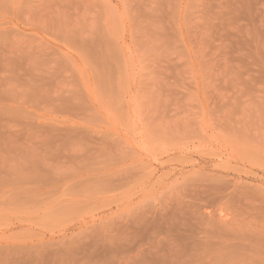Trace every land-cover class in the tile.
I'll use <instances>...</instances> for the list:
<instances>
[{
	"label": "rangeland",
	"instance_id": "rangeland-1",
	"mask_svg": "<svg viewBox=\"0 0 264 264\" xmlns=\"http://www.w3.org/2000/svg\"><path fill=\"white\" fill-rule=\"evenodd\" d=\"M262 160L264 0H0V264H264Z\"/></svg>",
	"mask_w": 264,
	"mask_h": 264
},
{
	"label": "bare ground",
	"instance_id": "bare-ground-1",
	"mask_svg": "<svg viewBox=\"0 0 264 264\" xmlns=\"http://www.w3.org/2000/svg\"><path fill=\"white\" fill-rule=\"evenodd\" d=\"M236 147H238V146H236ZM241 147H242V146H241ZM233 148H234V147H233ZM242 148H243V147H242ZM245 148H246V147H245ZM240 149H241V148H240ZM248 149L251 151L250 148H248ZM248 149H247V151H248ZM242 150L244 151V148H243ZM240 151H241V150H240ZM247 151H245V152L247 153ZM238 152H239V151H238ZM243 154H244V153H243ZM248 154L250 155V152H248ZM248 154H245L244 156L242 155L243 158L248 159L247 157H245V156H249ZM251 154H252V152H251ZM240 155H241V154H240ZM257 155H259V154H257ZM242 156H240V157H242ZM260 156H261V155H260ZM260 156H259V157H260ZM240 157H239V158H240ZM249 157H251V156H249ZM252 157H253V156H252ZM252 157H251V158H252ZM243 158H242V160H243ZM254 158L257 159L256 154H255V157H254ZM261 158H262V157L258 158L257 160H259V159H261ZM262 159H263V158H262ZM102 160H103V159H102ZM102 160H101V161H102ZM104 160H105V159H104ZM104 160H103V162H104ZM242 160H241V161H242ZM252 160H253V159H252ZM106 161H108V159H107ZM171 161H172V160H171ZM174 161H176V160H174ZM103 162H102V165L105 164V166H106V168H107L109 165L107 166V165H106V162H105V163H103ZM261 162L263 163L264 161L262 160ZM261 162L259 161V163H261ZM107 163H108V162H107ZM116 163H117V162H116ZM116 163H115V164H116ZM259 163H258V165H260ZM113 165H114V163L112 164V168H113ZM255 165H256V164H253V166H255ZM258 165H257V166H258ZM261 165H263V164H261ZM261 165H260V166H261ZM103 166H104V165H103ZM105 166H104V168H105ZM110 166H111V164H110ZM257 166H256V167H257ZM263 166H264V165H263ZM114 167H115V166H114ZM98 168H99V167H98ZM98 168H97V169H98ZM102 168H103V167H102ZM102 168H100V170H101ZM121 168L123 169V167H121ZM137 168H138V167H137ZM137 168H135L136 171H137V170H141V169H139L140 167H139L138 169H137ZM142 168H143V167H142ZM263 168H264V167H263ZM90 169L92 170L91 167H90ZM93 169H94V168H93ZM97 169H96V170H97ZM129 169H130V168H129ZM129 169H128V170H129ZM132 169H133V168H132ZM98 170H99V169H98ZM128 170H127V168H126V172H127ZM133 170H134V169H133ZM133 170H132V171H133ZM142 170H143V169H142ZM142 170H141V171H142ZM145 170H146V169H145ZM237 170H238V169H237ZM132 171H130V172H132ZM247 171H248V170H247ZM116 172H118V171H116ZM116 172H115V173H116ZM119 172H120V171H119ZM121 172H122V171H121ZM124 172H125V171H124ZM245 172H246V171H245ZM36 173H37V172H36ZM136 173H137V172H136ZM140 173H142V172H140ZM144 173H145V172H144ZM107 174H108V173H107ZM107 174H106V176H107ZM110 174H111V173H110ZM121 174H123V172H122ZM147 174H148V173H147ZM34 175H35V173H34ZM34 175H33V176H34ZM65 175H66V174H65ZM97 175H98V174H97ZM112 175H113V174H112ZM115 175H116V174H115ZM117 175H118V174H117ZM117 175H116V176H117ZM59 176H60V175H59ZM69 176H71V174H70ZM89 176H90V175H89ZM89 176H88V177H89ZM94 176H95V175H93V177H94ZM106 176H105V174H104L103 177L105 178ZM116 176H115V177H116ZM135 176L137 177L138 175H135ZM135 176H134V174H133V177H134V178H135ZM144 176H146V175L144 174ZM28 177H30V175H29ZM28 177H27V178H28ZM100 177H102V176H100ZM107 177H108V176H107ZM110 177H112V176H110ZM110 177H109V178H110ZM115 177H114V178H115ZM118 177H119V175H118ZM131 177H132V176H131ZM258 177H259V176H258ZM31 178H32V177H31ZM31 178H30V179H31ZM47 178H48V177H47ZM66 178H67V177H66ZM73 178H74V177H73ZM95 178H96V177H95ZM98 178H99V177H98ZM104 178H103V179H104ZM143 178H144V177L142 176V180H143ZM25 179H26V178H25ZM33 179H34V177H33ZM35 179H36V178H35ZM35 179H34V180H35ZM40 179H41V178H40ZM40 179H39V180H40ZM51 179H52V178H51ZM54 179H55V178H53V180H54ZM64 179H65V178H64ZM103 179L100 178L99 182H101V180H103ZM106 179H108V178H106ZM112 179H113V177H112ZM120 179H121V177H120ZM127 179H128V178H127ZM132 179H133V178H132ZM132 179H131V181L134 180V179H133V180H132ZM137 179H138V178H137ZM144 179H145V178H144ZM42 180H43V179H42ZM46 180H47V179H46ZM53 180H52V181H53ZM55 180H56V179H55ZM69 180H70V179H69ZM73 180H74V179H73ZM84 180H85V179H84ZM84 180H83V182H85V183L87 182V184H90V183H88V179H87V181H84ZM92 180H94V178H93ZM118 180H119V179H118ZM118 180H117V181H118ZM124 180H126V179H124ZM128 180H129V179H128ZM128 180H127V181H128ZM135 180H136V178H135ZM29 181H30V180H29ZM29 181H28V182H29ZM43 181H45V180H43ZM94 181H95V180H94ZM94 181H92V182H94ZM108 181H110V180H108ZM111 181H112V180H111ZM121 181H122V180H121ZM129 181H130V180H129ZM18 182H19V181H18ZM21 182H22V181H21ZM39 182H40V181H39ZM54 182H55V181H54ZM59 182H60V181H59ZM59 182H58V185H59ZM97 182H98V181H97V179H96V183H97ZM103 182H104V180H103ZM118 182H119V181H118ZM139 182H140V181H139ZM230 182H231V181H230ZM23 183H24V182H23ZM30 183H31V182H30ZM46 183H47V181H46L44 184H46ZM69 183H70V182H69ZM74 183H76V182L74 181ZM79 183H80V184H83V183H82V180H80ZM101 183H102V182H101ZM105 183H106V181H105ZM114 183H115V182H114ZM121 183H122V182H121ZM121 183H120V184H121ZM16 184H17V183H16ZM37 184L40 185V183H37ZM37 184H36V186H35V189H37V188H36V187L38 186ZM44 184H43V185H44ZM49 184H50L49 186H51V185L53 184V182H52V184H51V181H50ZM55 184H56V183H55ZM87 184H86V185H87ZM98 184H100V183H98ZM120 184H119V186H120ZM126 184H127V183H126ZM30 185H31V184H30ZM47 185H48V183H47ZM62 185H63V184H62ZM67 185H68V184H67ZM75 185H76V184H75ZM75 185H73V186L70 185L71 188L73 189V190H71V191H74V188H73V187H74ZM86 185H85V186H86ZM103 185H105V184L103 183ZM103 185H102V186H103ZM107 185H108V187H109L111 184H110V185L107 184ZM122 185L125 186L124 184H122ZM226 185H227V184H226ZM235 185H236V184H235ZM13 186H14V185H13ZM13 186H12V189L15 190L16 187H13ZM18 186H19V185H18ZM25 186H26V185H25ZM91 186H92V185L90 184V187H91ZM96 186L99 187L98 185H95V188H96ZM105 186H106V185H105ZM105 186H103V188H104ZM218 186H219V185H218ZM218 186H217V188H218ZM230 186H232V185H230ZM236 186H237V185H236ZM41 187H44V186L41 185V186L38 187V188H41ZM45 187H47V186H45ZM68 187H69V186H68ZM78 187H79V190H78V191H81V190H82V189L80 190L81 185H80V186L78 185ZM88 187H89V186H88ZM108 187H106V188H108ZM112 187H113V186H112ZM120 187H121V186H120ZM120 187H119V188H120ZM201 187H202V186H201ZM203 187H204V185H203ZM225 187H226V186H225ZM17 188H18V187H17ZM19 188H20V190H21V187H19ZM22 188H23V185H22ZM24 188H25V187H24ZM69 188H70V187H69ZM69 188H68V189H69ZM71 188H70V189H71ZM100 188H101V189H100ZM100 188H99L97 191H99V190H103V188L101 187V184H100ZM106 188H105V189H106ZM109 188L111 189V187H109ZM109 188H108V189H109ZM116 188H117V187H116ZM234 188H235V186H234ZM256 188H258V187H256ZM12 189H11V191H12ZM70 189H69V190H70ZM75 189H76V188H75ZM91 189H92V188H91ZM263 189H264V188H263ZM14 190H13V191H14ZM18 190H19V189H18ZM18 190H17V192H18ZM53 190H54V192H55V189H53ZM53 190H52V192H53ZM57 190H59V188H58ZM57 190H56V191H57ZM65 190H66V189H65ZM87 190H88V188H87ZM141 190H142V189H141ZM222 190H223V189H222ZM224 190H225V189H224ZM230 190H231V189H230ZM234 190H236V189H234ZM254 190H255V188H254ZM254 190H253V191H254ZM259 190H260V189H259ZM9 191H10V190H9ZM23 191H25V189H24ZM23 191H22V192L19 191V192H21V194H23ZM84 191H86V190H84ZM94 191H95V189H94V185H93V192H94ZM103 191H105V190H103ZM112 191H113V190H112ZM119 191H120V189H119ZM216 191H217V190H216ZM227 191H229V190H227ZM7 192H8V191H7ZM7 192H5V193H7ZM19 192H18V193H19ZM26 192H28V191H25V193H26ZM69 192H70V191H69ZM113 192H114V191H113ZM137 192H138V191H137ZM140 192H141V191H140ZM213 192H214V191H213ZM239 192L241 193V191H239ZM242 192H243V191H242ZM245 192H246V191H245ZM245 192H244V193H245ZM248 192H249V191H248ZM257 192H258V191H257ZM260 192H262V191L260 190ZM260 192H259L258 194H260ZM12 193H13V192H12ZM15 193H16V192H15ZM18 193L15 194V195L13 194V195H14L15 197H16V195H17V197H18ZM35 193H36V192H35ZM55 193L58 194L59 192H55ZM55 193H53V194H55ZM82 193L84 194V192L81 191V194H80V195H82ZM86 193H87V192H86ZM97 193H98V192H97ZM99 193H102V192H99ZM115 193H116V192H115ZM221 193L224 194L223 192H221ZM250 193H252V192H250ZM7 194H8V193H7ZM10 194H11V192H10ZM21 194L19 193L20 196H21ZM47 194H48V192H47ZM61 194H63V193H61ZM65 194H66V193H65ZM75 194H76V193H75V191H74V195H75ZM87 194H88V193H87ZM113 194H114V193H113ZM134 194H135V193H134ZM218 194L220 195V193H217V195H218ZM235 194H237V190H236V193H235ZM248 194H249V193H248ZM248 194H246L245 196H247ZM252 194H253V193H252ZM255 194H256V193H254L253 195H255ZM4 195H5V194H4ZM13 195L10 196V198L13 197L12 199H14V196H13ZM29 195H30V193H29ZM35 195H36V194H35ZM39 195H41V193H40V194L38 193V196H39ZM42 195H43V193H42ZM42 195H41V196H42ZM44 195H46V192H45ZM48 195H50V193H49ZM59 195H60V194H59ZM66 195H68V194H66ZM71 195H73V193L70 194L69 196H71ZM76 195L80 196L79 193H77ZM76 195H75V196H76ZM95 195H96V194H95ZM95 195H94V196H95ZM102 195H103V194H102ZM105 195H106V194H105ZM107 195H108V194H107ZM107 195H106V196H107ZM135 195H136V194H135ZM213 195H214V194H213ZM241 195H243V197H244V194H243V193H241ZM241 195H240V197H241ZM256 195H257V194H256ZM27 196H28V195H27ZM27 196H26V197H27ZM54 196H55V195H54ZM78 196H77V197H78ZM100 196H101V195H100ZM133 196H134V195H133ZM230 196L232 197V195H230ZM237 196H239V194H238ZM249 196H250V195H249ZM259 196H260V195H258V197H259ZM261 196H262V195H261ZM0 197H1V196H0ZM56 197L58 198L59 196H56ZM67 197H68V196H67ZM83 197H84V196H83ZM120 197H121V196H120ZM209 197H210V196H209ZM211 197H212V195H211ZM215 197H217V196H215ZM225 197H226V196H225ZM247 197H248V196H247ZM2 198H3V197H2ZM7 198H8V197H6V198H4V199H7ZM10 198H8V199H10ZM21 198H22V196H21L20 198H15V199H21ZM24 198H25V197H24ZM30 198H31V195H30ZM30 198H29V199H30ZM45 198H47V197H45ZM48 198H49V196H48ZM50 198H51V197H50ZM50 198H49V200H50ZM69 198H70V197H69ZM85 198H86V197H85ZM99 198H100V197H99ZM122 198H123V197H122ZM227 198H228V197H227ZM232 198H233V197H232ZM245 198H246V197H245ZM245 198H244V199H245ZM250 198H251V197H250ZM261 198H262V197H261ZM12 199H11V201H12ZM33 199H34V198H33ZM35 199H36V197H35ZM38 199H39V198H38ZM53 199H54V198H53ZM59 199H60V198H59ZM59 199H58V201H60ZM94 199H95V198H94ZM111 199H113V198H111ZM120 199H121V198H120ZM211 199H212V198H211ZM223 199L226 200V198H224V197H223ZM223 199H222V200H223ZM228 199H229V198H228ZM233 199H234V198H233ZM233 199L231 200V198H230L231 202L235 200V199H234V200H233ZM239 199H241V198H239ZM239 199L237 198V200H239ZM255 199H257V198H255ZM255 199H254V200H255ZM263 199H264V197H263ZM21 200H22V202H23V198H22ZM26 200H27V199H25V201H26ZM41 200H43V197L41 198ZM47 200H48V199H47ZM99 200H100V199H99ZM121 200H122V199H121ZM248 200H249V199H248ZM254 200H253V201H254ZM259 200H260V199H259ZM15 201H17V200H15ZM29 201L31 202L32 200H29ZM62 201H63V200H62ZM90 201H91V200H90ZM100 201H101V200H100ZM118 201H119V199H118ZM118 201L115 200V203H117ZM215 201H216V200H215ZM240 201H241V200H240ZM253 201H252V202H253ZM262 201H263V200H262ZM1 202H2V201H1ZM5 202H6V200H5ZM7 202H10V200L7 201ZM12 202L15 203L14 201H12ZM30 202H29V203H30ZM32 202H33V201H32ZM36 202H37V200H36ZM36 202H35V203H36ZM39 202H40V199H39ZM42 202H43V201H42ZM46 202H48V201H46ZM72 202H73V200H72ZM112 202H113V201H112ZM112 202H111V203H112ZM120 202H121V201H120ZM216 202H217V201H216ZM226 202H228V201H226ZM241 202H242V201H241ZM244 202H245V201H244ZM244 202H243V203H244ZM257 202H258V201H257ZM13 203H10V204L8 203V206H11ZM26 203H28V202H26ZM29 203H28V204H29ZM35 203H34V205L36 206V204H37L38 202H37L36 204H35ZM54 203H55V202H54ZM58 203H59V202H58ZM63 203H65V202H63ZM66 203H68V202H66ZM83 203H84V202H83ZM94 203H95V202H94ZM109 203H110V201H109ZM115 203H114V204H115ZM217 203H218V202H217ZM224 203H225V202H224ZM233 203H235V202H233ZM247 203H248V202H247ZM255 203H256V202H255ZM2 204H4V200H3ZM2 204H1V205H2ZM5 204H6V203H5ZM19 204H20V202H19ZM19 204H18V205H19ZM21 204H22V203H21ZM21 204H20V205H21ZM23 204L25 205V203H23ZM60 204H61V201H60ZM87 204H88V203H87ZM240 204H241V203H240ZM13 205H16V203L13 204ZM18 205H17V206H18ZM34 205H33V206H34ZM65 205H66V204H65ZM103 205H104V204H103ZM107 205H108V203H107ZM107 205H106V207H107ZM218 205L220 206V204H218ZM261 205H262V204H261ZM3 206H4V205H3ZM3 206H2V207H3ZM21 206H22V205H21ZM56 206H57V205H56ZM56 206H54V209H55ZM62 206H64V205H62ZM73 206H74V204H73ZM81 206H82V205H81ZM90 206H92V205H90ZM101 206H102V205H101ZM101 206H100V207H101ZM235 206H236V204H235ZM245 206H246V205H245ZM250 206H251V205H250ZM253 206H254V205H253ZM263 206H264V205H263ZM4 207H5V206H4ZM26 207H27V206H26ZM59 207H60V206H59ZM68 207H69V206H68ZM79 207H80V206H79ZM83 207H84V206H83ZM94 207H96V206H94ZM97 207H99V206H97ZM100 207H99V208H100ZM106 207H104V208H106ZM228 207H229V206H228ZM232 207H233V206H232ZM254 207H255V206H254ZM256 207H257V205H256ZM260 207H262V206H260ZM260 207H259V208H260ZM0 208H1V206H0ZM5 208H7V207H5ZM14 208H15V207H14ZM19 208H20V206H19ZM19 208H17V210H18ZM31 208H32V207H31ZM31 208H28V209H31ZM36 208H37V207H36ZM39 208H40V206H39ZM39 208H38V209H39ZM48 208H49V207H48ZM51 208H52V207H51ZM62 208H63V207H62ZM65 208H66V207H65ZM70 208H71V207H70ZM73 208H74V207H73ZM89 208H90V207H89ZM92 208H93V207H92ZM217 208H218V207H217ZM217 208H216V210H217ZM234 208H235V207H234ZM238 208H239V210H240V208H242V207H239V206H238ZM247 208H248V207H247ZM262 208H263V207H262ZM1 209H3V208H1ZM9 209H10V208L8 207V210H9ZM21 209H22V208H21ZM21 209H19V210H21ZM33 209H34V208H33ZM84 209H85V208H84ZM97 209H98V208H97ZM232 209H233V208H232ZM235 209H236V208H235ZM245 209H246V208H245ZM257 209H258V208H257ZM15 210H16V209H15ZM23 210H24V209H23ZM211 210H212V209H211ZM213 210H214V209H213ZM233 210H234V209H233ZM243 210H244V209H243ZM254 210H255V209H254ZM259 210H260V209H259ZM37 211H38V210H37ZM48 211H50V210H48ZM48 211L45 212L46 214H45V213L42 214V215H45V216H43V217L46 218L47 214H48V216L52 217L51 215H53V213H54L55 215H58V214H56L57 211H56V212L53 211V213H52L51 215H49L51 212L48 213ZM63 211H64V209H63ZM66 211H68V209H67ZM66 211H65V212H66ZM69 211L71 212V210H69ZM75 211H76V210H75ZM78 211H79V210H78ZM244 211H245V210H244ZM23 212H25V211H23ZM30 212H31V210H30ZM58 212H60L59 209H58ZM70 212H69V213H70ZM73 212H74V211H73ZM81 212H83V211H81ZM215 212H216V211H215ZM231 212H232V211H231ZM241 212H242V209H241ZM245 212H246V211H245ZM4 213H5V212H4ZM27 213H28V212H27ZM71 213H72V212H71ZM76 213H77V212H76ZM213 213H214V212H213ZM216 213H217V212H216ZM251 213L253 214V212H251ZM256 213H258V212H256ZM2 214H3V213H2ZM15 214H16V212H15ZM17 214H18V213H17ZM59 214H60V213H59ZM73 214H75V213H73ZM204 214H206V213H204ZM207 214H209V213H207ZM248 214H249V213H248ZM262 214H264V212H263ZM18 215H19V214H18ZM20 215H21V214H20ZM22 215H23V214H22ZM26 215H27V214H26ZM29 215H30V214H29ZM31 215H32V214H31ZM63 215H64V213H63ZM65 215H66V214H65ZM75 215H77V214H75ZM78 215H79V214H78ZM209 215H210V214H209ZM254 215H256V214L254 213ZM16 216H17V215H16ZM48 216H47V218H48ZM61 216H62V213H61V215H59V216H55V218H56V217H61ZM67 216H68V212H67ZM207 216H208V215H207ZM210 216H211V215H210ZM213 216H214V215H213ZM222 216H223V215H222ZM250 216H251V215H250ZM256 216H258V215H256ZM256 216H255V217H256ZM260 216H261V213H260ZM9 217H10V216H9ZM38 217H39V216H38ZM38 217H37V218H38ZM63 217H64V216H63ZM211 217H212V216H211ZM214 217H217V216H214ZM252 217H254V216H252ZM2 218H3V217H2ZM16 218H17V217H16ZM35 218H36V217H35ZM40 218H42V216L39 217V219H40ZM45 218H43V219H45ZM47 218H46V219H47ZM55 218L53 217V219H55ZM153 218H154V217H153ZM256 218H257V217H256ZM258 218H259V217H258ZM263 218H264V217H263ZM263 218H262L261 220H263ZM0 219H1V218H0ZM5 219H6V218H5ZM14 219H15V218H14ZM53 219H52V220H53ZM65 219H66V218H65ZM67 219H68V218H67ZM220 219H221V218H220ZM259 219H260V218H259ZM259 219H258V221H259ZM9 220H10V219H9ZM16 220H19V219H16ZM24 220H25V219H24ZM26 220H27V219H26ZM33 220H35V219H33ZM49 220H51V218H50ZM49 220H48V221H49ZM56 220H57V218H56ZM63 220H64V219H63ZM70 220H71V218H70ZM218 220H219V219H218ZM227 220H228V219H227ZM3 221H4V220H3ZM19 221H20V220H19ZM19 221H18V222H19ZM22 221H23V220L21 219L20 222H22ZM35 221H36V220H35ZM37 221L40 222L41 220H37ZM224 221H226V220H224ZM0 222H2V220H1ZM6 222H7V220H6ZM6 222H5V223H6ZM23 222H24V221H23ZM29 222H30V220H29ZM42 222H43V220H42ZM46 222H47V220H46ZM55 222H56V221H55ZM63 222H64V221H63ZM220 222H221V221H220ZM230 222H231V221H230ZM259 222H260V221H259ZM263 222H264V220H263ZM32 223H33V222H32ZM44 223H45V222H44ZM48 223H49V222H48ZM53 223H54V222H53ZM56 223H59V222H56ZM56 223H54V224L56 225ZM66 223H68V221H67ZM2 224H3V223H2ZM27 224H28V222H27ZM45 224H47V223H45ZM61 224H62V223H61ZM116 224H117V223H116ZM121 224H122V223H121ZM121 224H120V225H121ZM124 224H125V223H124ZM9 225H10V224H9ZM40 225H41V224H40ZM48 225H49V224H48ZM58 225H60V223H59ZM125 225H126V224H125ZM127 225H128V224H127ZM138 225H139V224H138ZM138 225H137V226H138ZM146 225H147V224H146ZM262 225H263V224H261V226H262ZM10 226H11V225H10ZM43 226H47V225H43ZM51 226H52V225H51ZM51 226H49V229H47V231L52 232L53 230H55V229H53V230L51 229V230H50ZM118 226H119V225H118ZM123 226H124V225H123ZM139 226H140V225H139ZM139 226H138V227H139ZM56 227H57V226H56ZM67 227H68V226H67ZM121 227H122V225H121ZM121 227H120V228H121ZM124 227H125V226H124ZM124 227H123V228H124ZM128 227H129V226H128ZM135 227H136V226H135ZM143 227H144V225H143ZM146 227H147V226H146ZM150 227H151V225H150ZM38 228H39V227H38ZM42 228H43V227H42ZM52 228H53V227H52ZM54 228H55V227H54ZM125 228H127V226H126ZM259 228H260V227H259ZM261 228H262V227H261ZM114 229H115V228H114ZM128 229H129V228H128ZM139 229H140V228H139ZM256 230H257V229H256ZM258 230H260V229H258ZM123 231H124V230H123ZM262 231H264V230H262ZM140 232H141V231H140ZM137 233H138V232H137ZM257 233H258V232H257ZM128 234H129V232H128ZM260 235H261V234H260ZM107 237H108V236H107ZM110 237H111V236H110ZM110 237H109V238H110ZM104 238H105V237H104ZM74 239H75V238H74ZM259 239H260V237H259ZM261 239H262V238H261ZM72 240H73V238H72ZM77 240H78L77 244H79L80 241H79V239H77ZM93 240H94V239H93ZM93 240L91 241L92 243H93ZM66 241H67V240H65V242H66ZM70 241H71V239H69V242H70ZM88 241H89V240H88ZM261 241H262V240H261ZM75 242H76V240H75ZM94 242H95V241H94ZM101 242H102V240H101ZM104 242H105V241H104ZM124 242H125V241H124ZM218 242H219V241H218ZM56 243H57V242H56ZM83 243H84V242H83ZM83 243H80V244H83ZM108 243H109V242H108ZM216 243H217V242H216ZM216 243H215V244H216ZM52 244H54V243H52ZM63 244H65V243H63ZM63 244H62V245H63ZM80 244H79V245H80ZM100 244H101V243H100ZM105 244H107V242H106ZM119 244H121V243H119ZM122 244H123V242H122ZM222 244H223V243H222ZM47 245H48V244H47ZM49 245H50V244H49ZM49 245H48V247H51V245H50V246H49ZM54 245H55V244H54ZM54 245H53V246H54ZM97 245L99 246V244H97ZM97 245H96V246H97ZM107 245H108V244H107ZM116 245H118V244H116ZM205 245H206V244H205ZM219 245H221V244H219ZM37 246H38V245H37ZM68 246H71V245H68ZM75 246H76V243H75ZM81 246H84V245H81ZM81 246H80V247H81ZM96 246H95V247H96ZM103 246H104V245H103ZM105 246H106V245H105ZM122 246H123V245H122ZM122 246H121V247H122ZM124 246H125V245H124ZM124 246H123V247H124ZM206 246H207V245H206ZM217 246H218V245H217ZM221 246H222V245H221ZM45 247H46V246H45ZM57 247H58V245H57ZM64 247H65V246H64ZM86 247H87V246H86ZM88 247H89V246H88ZM108 247H109V245H108ZM248 247H249V246H248ZM0 248H1V247H0ZM5 248H7V247H5ZM23 248H24V247H23ZM23 248H22V249H23ZM53 248H54V247H53ZM67 248H68V247H67ZM69 248H71V247H69ZM74 248H75V247H74ZM96 248H97V247H96ZM215 248H217V247H215ZM11 249H13V248H11ZM15 249H16V248L14 247V250H15ZM32 249L34 250L33 247H32ZM45 249H46V248H45ZM50 249H51V248H50ZM65 249H66V248H65ZM76 249H79V248L77 247ZM76 249H74V251H76ZM82 249H83V248H82ZM97 249H98V248H97ZM97 249H96V250H97ZM102 249H103V248H102ZM105 249H106V248H105ZM105 249H104V250H105ZM112 249H113V248H112ZM116 249H117V248H116ZM121 249H122V248H121ZM121 249H119V251H120ZM219 249H220V247H219ZM250 249H251V247H250ZM258 249H261V248H258ZM1 250H2V248L0 249V251H1ZM42 250H43V248H41V251H42ZM84 250H85V248H84ZM94 250H95V248H94ZM94 250H93V251H94ZM108 250L110 251V247H109ZM108 250H107V251H108ZM220 250H221V249H220ZM3 251H5V250H2V252H3ZM35 251L37 252V250H35ZM45 251H46V250H45ZM45 251H42V253L45 252ZM64 251H66V250H64ZM67 251H68V250H67ZM79 251H80V250H79ZM98 251H99V250H98ZM112 251H113V250H112ZM116 251H117V250H116ZM121 251H122V250H121ZM207 251H208V250H207ZM209 251H210V249H209ZM12 252H13V251H12ZM16 252H17V249H16ZM27 252H28V251H27ZM32 252H33V251H32ZM36 252H34V253H36ZM76 252H77V251H76ZM91 252H92V251H91ZM210 252H211V251H210ZM7 253H8V251H7ZM29 253H30V252H29ZM45 253H46V252H45ZM45 253H43V254H45ZM49 253H50V252H49ZM102 253H103V252H102ZM113 253H114V252H113ZM118 253H119V252H118ZM205 253H206V252H205ZM14 254H15V253H14ZM24 254H25V252H24ZM78 254H79V253H78ZM82 254H83V253H82ZM103 254H104V253H103ZM196 254H197V253H196ZM16 255H17V254H16ZM25 255H26V254H25ZM30 255L33 256L31 253H30ZM36 255H37V254H36ZM38 255H39V254H38ZM73 255H74V254H73ZM19 256H20V255H19ZM76 256H77V254H76ZM78 256H79V255H78ZM83 256H84V255H83ZM87 256H88V255H87ZM90 256H91V255H90ZM23 257H24V255H23ZM23 257L20 256V258H23ZM65 257H66V255H65ZM30 258L33 259L34 257H30ZM30 258H28V259H30ZM62 258H63V257H62ZM82 258H83V257H82ZM189 258H190V257H189ZM194 258H195V257H194ZM194 258H192V260H193ZM213 258H214V256H213ZM215 258H216V257H215ZM221 258H222V257H221ZM34 259H36V258H34ZM43 259H44V258H43ZM75 259H76V258L74 257V260H75ZM210 259H211V258H210ZM216 259H217V258H216ZM37 260H38V259H37ZM64 260H65V258H64ZM72 260H73V259H72ZM214 260H215V259H214ZM41 261H42V259H41ZM68 261H69V259H68ZM188 261H189V260H188ZM215 261H216V260H215ZM220 261H221V260H220ZM37 262H38V261H37ZM216 262H217V261H216ZM205 263H206V262H205ZM221 263H223V261H222ZM38 264H39V263H38ZM206 264H207V263H206Z\"/></svg>",
	"mask_w": 264,
	"mask_h": 264
}]
</instances>
